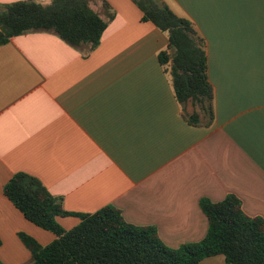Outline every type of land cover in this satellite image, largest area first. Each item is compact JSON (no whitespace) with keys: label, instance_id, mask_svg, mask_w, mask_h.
Masks as SVG:
<instances>
[{"label":"crops","instance_id":"0c3cea01","mask_svg":"<svg viewBox=\"0 0 264 264\" xmlns=\"http://www.w3.org/2000/svg\"><path fill=\"white\" fill-rule=\"evenodd\" d=\"M163 1L205 41L209 127L183 117L159 58L168 34L143 20L134 0L91 2L103 18L114 16L90 50L49 31L0 44L3 263H32L19 232L42 245L55 238L4 193L16 172L37 177L70 212L113 205L128 222L154 226L171 247L206 235L203 197L235 194L245 213L264 218V0ZM58 220L69 229L80 217ZM200 264L227 263L219 254Z\"/></svg>","mask_w":264,"mask_h":264},{"label":"trees","instance_id":"16d2710c","mask_svg":"<svg viewBox=\"0 0 264 264\" xmlns=\"http://www.w3.org/2000/svg\"><path fill=\"white\" fill-rule=\"evenodd\" d=\"M92 1L17 0L0 4V44L15 35L49 31L75 47L93 49L114 14L107 8V19L103 18L91 6ZM134 1L143 12V20L168 34V45L159 58L171 74L183 117L192 125L211 126L215 120L214 89L208 78L203 37L191 20L176 14L163 0ZM3 190L28 220L55 235L42 245L30 234L19 232L31 251V264H200L204 258L219 254L227 264H264V218L245 213L235 194L217 202L201 198L208 218L206 235L197 242L171 247L154 226L128 222L113 205L92 213L66 210L61 197L26 172L13 174ZM69 214L78 215L80 221L67 229L58 216ZM0 264L5 263L0 259Z\"/></svg>","mask_w":264,"mask_h":264}]
</instances>
